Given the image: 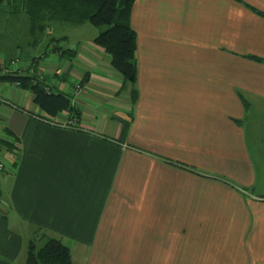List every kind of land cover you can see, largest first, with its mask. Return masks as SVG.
<instances>
[{
  "label": "crops",
  "instance_id": "crops-1",
  "mask_svg": "<svg viewBox=\"0 0 264 264\" xmlns=\"http://www.w3.org/2000/svg\"><path fill=\"white\" fill-rule=\"evenodd\" d=\"M129 23L134 101L94 37L52 50L42 36L30 56L72 113L0 80L17 147L0 172V264H25L36 231L74 264H264V63L244 57L264 58V0H135Z\"/></svg>",
  "mask_w": 264,
  "mask_h": 264
},
{
  "label": "trees",
  "instance_id": "trees-1",
  "mask_svg": "<svg viewBox=\"0 0 264 264\" xmlns=\"http://www.w3.org/2000/svg\"><path fill=\"white\" fill-rule=\"evenodd\" d=\"M135 0H0V10L15 14L19 10L27 16L28 36L32 42H39L43 34L49 32L50 24L63 23L78 25L85 22L93 26H105L103 31L93 38V43L111 56V65L123 77L124 86L130 88L131 98L136 99L137 79V35L130 26L129 20ZM250 7V6H249ZM254 12H262L250 7ZM59 42L52 38L49 45ZM54 50H60L56 47ZM67 52V50L63 51ZM69 52V51H68ZM247 59L264 63V58L246 55ZM0 80L18 84L33 94L34 102L55 116L61 111L72 113L70 99L62 93L54 92L49 86L37 81L34 76L17 73H0ZM246 105V104H245ZM76 118V113L72 114ZM43 119L50 120L46 117ZM0 150L13 153L16 145L9 140H0ZM2 188L0 181V201ZM25 264H74L71 250L58 237L36 231L28 242Z\"/></svg>",
  "mask_w": 264,
  "mask_h": 264
},
{
  "label": "rangeland",
  "instance_id": "rangeland-1",
  "mask_svg": "<svg viewBox=\"0 0 264 264\" xmlns=\"http://www.w3.org/2000/svg\"><path fill=\"white\" fill-rule=\"evenodd\" d=\"M50 34H43V42H49L52 38L59 39L63 35H67L65 48L74 47L76 41L89 40L100 31L105 29V26H93L88 22L71 25L63 23H53L48 26ZM66 32V33H65ZM65 35V36H66ZM36 42H31L28 36V19L22 10H19L15 14H10L7 10H0V53L6 55L7 62L0 65V71L16 73L10 65L12 62H19L18 70L27 71V67L22 66L23 63L31 65L35 60L32 56H37L41 53L42 46H39L38 51L34 49L37 47ZM53 48H58L57 42L51 44ZM18 55V56H17ZM31 56V57H30ZM21 64V65H20ZM27 96H30L29 92H26Z\"/></svg>",
  "mask_w": 264,
  "mask_h": 264
},
{
  "label": "built area",
  "instance_id": "built-area-1",
  "mask_svg": "<svg viewBox=\"0 0 264 264\" xmlns=\"http://www.w3.org/2000/svg\"><path fill=\"white\" fill-rule=\"evenodd\" d=\"M14 63H16V64H19V62H17V61H14V62H12V64H14ZM32 65V64H31ZM31 65H24V67H27L29 70H27V72H28V74H33V70L31 69L32 67H31ZM37 81H39V82H41L42 84H45V90H49L48 89V85L45 83V81H44V79L43 78H37ZM17 86H18V84H16ZM0 103H3V100L0 98ZM69 125L68 126H73L74 125V122H69L68 123ZM5 132H1L0 133V140L1 139H3V136H2V134H4ZM4 140V139H3ZM5 140H7V138L5 139ZM9 152H7V151H1L0 150V172H3V171H5V169L7 168V165L9 164L10 166L11 165H13V162L15 161V156L12 158V161L11 162H9V163H7V161H6V159H5V157H6V154H8Z\"/></svg>",
  "mask_w": 264,
  "mask_h": 264
}]
</instances>
